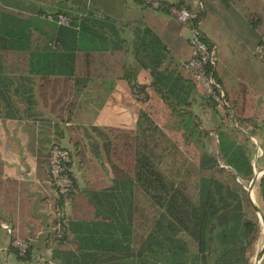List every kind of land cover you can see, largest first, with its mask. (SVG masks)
I'll return each instance as SVG.
<instances>
[{
	"label": "trees",
	"instance_id": "1",
	"mask_svg": "<svg viewBox=\"0 0 264 264\" xmlns=\"http://www.w3.org/2000/svg\"><path fill=\"white\" fill-rule=\"evenodd\" d=\"M192 4L193 0H178L163 10L188 8L197 25L205 13ZM79 12L41 11L35 18H22L0 0V109L4 108L6 116L15 118L22 105L29 111L36 109L32 87L36 77L43 105L54 113L65 111L68 119L82 94L102 91L97 103L102 107L116 81L125 80L139 96L152 87L170 110L173 124L166 128L182 131L185 141L195 143L201 152L198 163L191 161L144 110L132 130L93 128L97 139L92 152L101 160L106 157L112 176L104 187L89 184L84 191L95 208L94 219L67 220L66 216L64 238L52 233L56 243L52 264H253L261 224L246 188L254 178V165L248 144L238 139L242 134L249 143L250 136L238 128L219 131L216 151L207 150L202 142L210 132L195 113L198 89L179 70L164 68L170 54L161 38L138 22L132 27L131 43L137 63L120 64L113 58L122 50L117 49L123 44L118 28L106 19H94L92 8L84 6ZM59 14L71 19L70 27L47 18ZM202 33L210 43L211 37ZM219 67L214 76L224 88ZM24 80L31 86L20 100L14 95L21 87L28 88ZM200 99L210 108L219 106L210 97ZM237 122L243 129L255 124L246 116H239ZM250 134L255 137V130ZM73 146V155L85 168L89 158L84 142L76 140ZM260 189L264 200V175ZM34 249L29 244L20 254L10 244L9 253L27 264L34 259Z\"/></svg>",
	"mask_w": 264,
	"mask_h": 264
},
{
	"label": "crops",
	"instance_id": "2",
	"mask_svg": "<svg viewBox=\"0 0 264 264\" xmlns=\"http://www.w3.org/2000/svg\"><path fill=\"white\" fill-rule=\"evenodd\" d=\"M161 1L171 7L178 2ZM2 3L8 11H14L22 18H35L41 11H67L77 15L81 7L92 8L94 19H106L118 28L119 41L123 44L117 48L122 50H117L113 58L120 64L137 63L131 45L134 39L132 27L141 21L167 46L170 57L164 68L177 69L189 77L183 64L193 55L190 45L192 29L189 28L191 33H188L171 10L153 9L146 5L144 0H121L114 6H107L105 0H2ZM202 4L198 9L205 15L194 27L202 35V30L206 32L212 39L210 43L218 48V71L224 83L223 90L228 95L229 112L225 110L224 114L221 109L213 111V108L203 105L200 98L205 96L198 91L195 113L203 122V128L215 136L216 144L219 131L232 132L238 128L241 133L250 136L249 143L256 149L254 172L255 167L258 172H262L264 163L260 166L259 161L264 159V64L256 58L255 50L264 38V0H202ZM113 37L116 39L114 41H117L115 35ZM106 43L110 45V39ZM110 47L113 51L112 45ZM260 67L263 68L258 69ZM23 82L28 88L23 86L19 93L14 95L20 100L25 92H29L31 86L29 80ZM33 82V96L35 101H38L36 109L29 111L22 105L15 118L7 117L4 108L0 109V264H26L9 253L12 236L2 225L9 226L16 237L27 238L29 244L36 245L37 254L27 264H39L38 261L52 264L53 249L49 248L50 239L43 234L48 235L50 230L53 232L50 210L58 199L55 188L50 184L49 175L50 150L53 145L59 143L71 151L69 170L78 185L73 204L66 211L67 220L87 219L83 215L92 218L95 216V208L84 193L88 185L94 183L92 180L96 179V174L92 172L94 170L97 173L104 169L107 180L112 176L107 169L108 164L92 152V142L97 139L93 128L132 130L141 110L146 111L160 126H164V121L170 116L169 108L152 87L148 86L136 98L129 83L118 80L102 107L97 106L102 91L82 94L77 108L68 119L69 115L65 111L58 110L54 113L43 105V99L38 92L40 80L36 77ZM83 96L87 97V101L81 104ZM48 101L53 103L50 96ZM60 116H63V119ZM239 116L251 118L255 124L243 129L238 126ZM253 130L256 135H260L259 138L250 134ZM241 138V144L249 145L242 134ZM76 140H82L86 147L89 164L85 168L73 155V143ZM247 148L249 149V146ZM206 149L212 151L208 145ZM101 155L104 157V152H101ZM261 178L254 184L252 200L264 215ZM2 234L8 238L4 239ZM39 252L45 253L49 259L39 255ZM257 257L256 255L255 260ZM261 264H264V259Z\"/></svg>",
	"mask_w": 264,
	"mask_h": 264
},
{
	"label": "built area",
	"instance_id": "3",
	"mask_svg": "<svg viewBox=\"0 0 264 264\" xmlns=\"http://www.w3.org/2000/svg\"><path fill=\"white\" fill-rule=\"evenodd\" d=\"M146 5L153 9H166L167 4L161 0H144ZM195 9L202 7V0H193ZM184 26L192 29L190 45L193 50L192 57L183 64V67L190 79L196 85L198 91L205 96L214 99L220 107H228L227 96L221 85L217 82L214 71L218 64V48L208 43L203 38L200 31L194 27L192 20L193 13L187 9H169ZM48 20L56 22L59 26L70 27L71 19L64 15H48ZM255 56L264 64V38L262 43L256 48ZM136 98L139 97L137 91L134 92ZM72 161V154L68 148L60 145H53L50 150V184L55 188L58 199L50 210L52 216V231L58 239L64 238L66 234V211L73 204L74 195L77 192L75 182L70 174L68 165ZM3 229L11 234V229L7 225H2ZM12 245L19 250L20 254L26 252L29 243L26 239H16Z\"/></svg>",
	"mask_w": 264,
	"mask_h": 264
},
{
	"label": "rangeland",
	"instance_id": "4",
	"mask_svg": "<svg viewBox=\"0 0 264 264\" xmlns=\"http://www.w3.org/2000/svg\"><path fill=\"white\" fill-rule=\"evenodd\" d=\"M120 1L121 0H105V3H106V5L107 6H111V5H115V4H117V3H120ZM128 2H129V0H127ZM51 13H55L54 11H51ZM184 29L189 33L190 32V30H189V28L187 27V26H184ZM191 33V32H190ZM188 37V35L186 36V38ZM7 57H9V56H7ZM83 100L81 101V104H83V103H85L87 100V97L86 96H83V98H82ZM210 105H213V103H210ZM217 109H221L220 111L221 112H223L224 113V111H225V109H224V107H220V106H218L217 105V107L216 108H213V111H216ZM224 114H226V112L224 113ZM173 124V121H170V116L164 121V126H161V127H163L165 130H166V132L168 133V135L174 140V142L176 143V144H178L180 147H181V149L185 152V154H186V156L191 160V161H193L194 163H198L199 162V158H200V149L198 148V146L195 144V143H193V142H186L185 141V139H184V137H183V132L182 131H178V130H176V129H172V128H166V125H168V124ZM203 123V122H202ZM160 126V125H159ZM256 136H258V138H259V134L258 135H256ZM215 136L214 135H210L208 138L206 137V138H204L203 139V144H205V145H208L209 146V149L210 150H212L213 152L214 151H216V149H217V144L215 143ZM238 139H243V138H241V135H238ZM260 140V139H259ZM242 142H244V140H242ZM249 154L251 155V157H252V160L254 161V153H255V147H251V144L249 143ZM103 160L105 161V163H107V159H106V157H104L103 158ZM264 163V159H261L260 161H259V165L260 166H262V164ZM108 164V163H107ZM120 165H121V163H120ZM124 164H122V166H123ZM108 167L110 168V164H108ZM96 174L95 176H96V179H94V180H92V181H94V183L93 184H91L90 182V185H93L94 187H97V189H100V188H102V187H104L105 185H107L108 184V180H107V175H106V172H105V170L104 169H101V170H99V172H97L96 173V171H94L93 170V172H92V174ZM109 179V178H108ZM241 183H243V182H241ZM251 183V182H250ZM250 185V184H249ZM249 185L247 186V188L246 189H248V187H249ZM83 216H85L84 218H87V219H94L95 218V216L94 217H92V218H90V217H88V215H83ZM261 224V223H260ZM12 231V230H11ZM1 233V232H0ZM8 233V232H7ZM14 232L12 231L11 232V234H9V235H11L12 236V242L14 243L15 241H16V239H19L20 237H16L15 236V234H13ZM52 233L53 232H51V230H50V232H49V234L47 235L46 233L45 234H43V236H47L48 237V239H50L49 240V248L50 249H53V248H55L56 247V243H55V240L52 238ZM2 236H3V238L4 239H6V238H8L6 235H4V234H2ZM22 238V237H21ZM24 239H26L27 240V238H24ZM10 241H11V239H10ZM28 241V240H27ZM12 242H11V244H12ZM28 243H29V241H28ZM34 246V248H36V245H33ZM263 246H264V226L261 224V235H260V239H259V241H258V244H257V247H256V255L258 256L259 255V253L262 251V249H263ZM11 254H13V256L16 258V256H15V253H11ZM33 257L35 256V254H37V252H35V249H34V251H33ZM39 255H43V256H45V253H40L39 252ZM46 257H48V256H45V259H49V258H46ZM51 257H52V255H51ZM38 263L39 264H43V261H38ZM253 263H255V257H254V259H253ZM6 264H8V263H6ZM10 264H12V263H10Z\"/></svg>",
	"mask_w": 264,
	"mask_h": 264
},
{
	"label": "water",
	"instance_id": "5",
	"mask_svg": "<svg viewBox=\"0 0 264 264\" xmlns=\"http://www.w3.org/2000/svg\"><path fill=\"white\" fill-rule=\"evenodd\" d=\"M259 174L260 173L256 170V167H255L254 178L251 181V183H250V185H249V187L247 189L248 192H249V196H250V199H251L252 203H253L252 196H253L254 184L257 181V179L261 178L264 175V171H262L261 175H259ZM253 205H254V203H253ZM254 207L257 210V212L259 213L260 223L263 225L262 221H264V215L259 211V209L255 205H254ZM263 259H264V246H263L262 251L259 253L258 257L256 258L255 264H261Z\"/></svg>",
	"mask_w": 264,
	"mask_h": 264
},
{
	"label": "bare ground",
	"instance_id": "6",
	"mask_svg": "<svg viewBox=\"0 0 264 264\" xmlns=\"http://www.w3.org/2000/svg\"><path fill=\"white\" fill-rule=\"evenodd\" d=\"M259 173H260L259 175H261L262 172H259ZM262 223H263V226H264V221H262Z\"/></svg>",
	"mask_w": 264,
	"mask_h": 264
}]
</instances>
